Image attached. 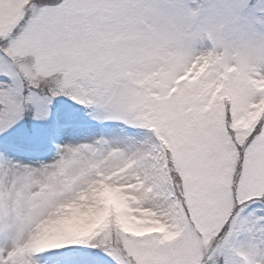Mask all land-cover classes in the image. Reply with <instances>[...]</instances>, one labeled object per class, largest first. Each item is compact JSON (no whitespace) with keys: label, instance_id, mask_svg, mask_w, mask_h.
<instances>
[{"label":"snow or ice","instance_id":"obj_1","mask_svg":"<svg viewBox=\"0 0 264 264\" xmlns=\"http://www.w3.org/2000/svg\"><path fill=\"white\" fill-rule=\"evenodd\" d=\"M0 264H264V0H0Z\"/></svg>","mask_w":264,"mask_h":264},{"label":"rangeland","instance_id":"obj_2","mask_svg":"<svg viewBox=\"0 0 264 264\" xmlns=\"http://www.w3.org/2000/svg\"><path fill=\"white\" fill-rule=\"evenodd\" d=\"M98 130V125L90 122L78 111L68 110L63 115L53 114L48 123H36L31 127L14 126L10 132L16 152L30 153L35 159H51L55 155L56 144L63 143L67 136L85 135L90 137Z\"/></svg>","mask_w":264,"mask_h":264},{"label":"bare ground","instance_id":"obj_3","mask_svg":"<svg viewBox=\"0 0 264 264\" xmlns=\"http://www.w3.org/2000/svg\"><path fill=\"white\" fill-rule=\"evenodd\" d=\"M88 136L85 135H82V136H77V135H69L67 136L66 140L68 139H80V138H87ZM15 155L22 158V159H35L33 157V155H31L30 153H22V152H16L15 151Z\"/></svg>","mask_w":264,"mask_h":264}]
</instances>
